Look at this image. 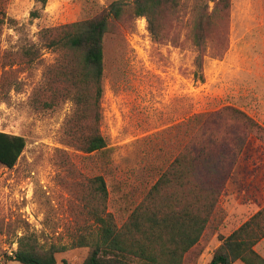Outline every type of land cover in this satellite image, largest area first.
<instances>
[{
	"label": "rangeland",
	"instance_id": "rangeland-1",
	"mask_svg": "<svg viewBox=\"0 0 264 264\" xmlns=\"http://www.w3.org/2000/svg\"><path fill=\"white\" fill-rule=\"evenodd\" d=\"M114 1L48 0L43 8L36 0H0V131L26 139L17 165H0V264H21L8 256L24 236L46 249L67 247L56 254L58 262L83 264L89 248L72 245L82 235L97 238L85 210L90 180L104 177L108 211L123 225L186 144L196 115L233 106L264 127V0H231L200 51L193 44V0H185L179 11L163 13L159 40L146 18L112 24L99 124L107 147L86 153L74 145V102L44 105L55 89L45 73L57 55L41 46L39 33L86 20ZM29 49L33 61L25 55ZM245 205L254 213L264 207V144L254 137L185 264H209L221 239L250 217Z\"/></svg>",
	"mask_w": 264,
	"mask_h": 264
},
{
	"label": "trees",
	"instance_id": "trees-1",
	"mask_svg": "<svg viewBox=\"0 0 264 264\" xmlns=\"http://www.w3.org/2000/svg\"><path fill=\"white\" fill-rule=\"evenodd\" d=\"M36 1L43 8L48 2ZM185 2L117 0L86 20L40 31L41 46L57 55L56 62L45 73L52 75L49 82L55 89L44 105L52 108L61 99L71 98L76 113L70 134L80 150L93 153L107 147L99 124L106 66L105 39L112 24L121 23L125 18H146L152 37L159 40L163 13L179 11ZM230 7L231 0H193V44L198 51L204 48L212 21L226 15ZM25 55L33 61L36 53L29 49ZM197 66L202 70L199 58ZM194 76L204 81L201 72L196 71ZM60 85L67 91H59ZM192 124L184 147L123 225L108 211L109 193L104 177L90 180L85 210L98 226L97 238L92 240L82 235L72 245V248H89L83 264H134L130 259L146 264H185L187 255L193 253L209 225L250 139L254 137L264 144V127L233 106L196 115ZM25 148L24 137L0 131V165L14 168ZM161 201L166 203L152 209ZM262 239L264 207L230 236L221 239L223 244L214 252L210 264L237 261L264 264V257L254 249ZM18 243L19 248L8 260L21 264H70L66 260L58 262L56 258L67 247L46 249L32 236L21 237Z\"/></svg>",
	"mask_w": 264,
	"mask_h": 264
},
{
	"label": "crops",
	"instance_id": "crops-1",
	"mask_svg": "<svg viewBox=\"0 0 264 264\" xmlns=\"http://www.w3.org/2000/svg\"><path fill=\"white\" fill-rule=\"evenodd\" d=\"M246 207H245V210H244V212L245 213H249V215H250V217L246 220V221H248L254 214H256L261 208H259L258 209V211L257 212H255L254 213V211H253V209H252V207H249V206H247V205H245ZM245 221V222H246ZM245 222H243L241 225H243ZM240 225V226H241ZM239 226V227H240ZM238 227V228H239ZM237 228V229H238ZM236 229V230H237ZM235 231V230H234ZM232 234V233H231ZM259 248H263V251H260L259 250ZM254 249H255V251L258 253V254H260L262 257H264V239H262L261 241H259L257 244H256V246L254 247ZM210 264V263H209ZM233 264H243L241 261H237V262H235V263H233Z\"/></svg>",
	"mask_w": 264,
	"mask_h": 264
}]
</instances>
